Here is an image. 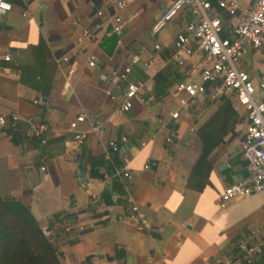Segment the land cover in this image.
Returning <instances> with one entry per match:
<instances>
[{
  "label": "crops",
  "instance_id": "0c3cea01",
  "mask_svg": "<svg viewBox=\"0 0 264 264\" xmlns=\"http://www.w3.org/2000/svg\"><path fill=\"white\" fill-rule=\"evenodd\" d=\"M7 1L13 9L0 17V116L20 119L0 128V198L30 209L60 264H248L241 244L260 250L250 264H264V191L219 201L224 188L248 176L244 108L231 96L212 99L209 85L184 106V93L175 95L181 83H201L211 66L201 52L183 66L172 58L176 35L193 20L190 10L153 35L173 0L131 2L119 14L118 35L110 0ZM209 1L222 36H231L239 18L227 15L221 0ZM83 30L91 36L77 43ZM128 66L127 79L111 76ZM238 67L258 83L264 50L249 49ZM128 82L140 90L121 111ZM31 117L48 127L44 144L30 135ZM89 117L101 119V133L92 132ZM77 132L87 133L81 145ZM215 140L212 170L198 191L200 179L191 175L203 141ZM134 206L145 222L129 218Z\"/></svg>",
  "mask_w": 264,
  "mask_h": 264
},
{
  "label": "built area",
  "instance_id": "2783aa9c",
  "mask_svg": "<svg viewBox=\"0 0 264 264\" xmlns=\"http://www.w3.org/2000/svg\"><path fill=\"white\" fill-rule=\"evenodd\" d=\"M138 0H110L115 7L113 30L120 34L123 29V20L120 12L124 11L127 5ZM219 6L227 15L238 17V22L234 26L232 35L223 37V25L217 15H211L213 7L209 0H173V3L154 22L151 32L155 35L168 22L174 19L184 10H190L193 20H190L185 29L178 33L174 40L175 53L173 60L180 66L184 65V58L192 56L195 52H201L205 59L211 61V66L202 69L200 73L201 83L185 82L181 83L176 90V94L184 93L185 97L180 99V105L184 106L188 100L205 94L208 85L213 88L212 99L222 96H231L244 108L246 131L241 140V151L247 162L248 176L238 182L223 189L219 201L224 204L235 198L247 197L252 194L264 191V74H261L256 83L248 73L238 67L239 59L248 52L249 49L264 50V0H254L249 8H244L238 0H221ZM13 5L7 0H0V17L12 11ZM91 36L89 30H83L77 37V43ZM63 62L68 61L67 57L62 58ZM137 63L136 59L131 61V65ZM89 67L95 66L93 57L88 61ZM131 68L126 67L121 73L113 71V78L127 79ZM72 72L70 69L69 73ZM140 86L134 82H128L123 100L120 106L121 111H128L132 107V102L139 94ZM258 96V100L256 99ZM177 113L171 115L176 118ZM20 117L16 114L10 116H0V128H15ZM86 119L84 115L76 118L70 124L71 129L76 131V124ZM92 125V132L101 133L103 122L99 118L89 117ZM30 135L45 143V136L48 127L31 117L26 119ZM87 133L77 132L74 140L77 145H81L86 139ZM171 142V139H168ZM117 144H111V151L117 152ZM146 168H150L147 164ZM129 173L123 176L127 177ZM131 220L141 223L145 222L146 215L138 206H134ZM241 251L247 255V263H251L250 257L259 252L257 246L240 245Z\"/></svg>",
  "mask_w": 264,
  "mask_h": 264
},
{
  "label": "trees",
  "instance_id": "16d2710c",
  "mask_svg": "<svg viewBox=\"0 0 264 264\" xmlns=\"http://www.w3.org/2000/svg\"><path fill=\"white\" fill-rule=\"evenodd\" d=\"M218 143V140L203 141L201 155L191 175L200 179L198 191L207 183L212 170L208 156ZM106 196L104 194L103 198ZM59 256L58 249L46 237L30 209L14 198H0V264H60Z\"/></svg>",
  "mask_w": 264,
  "mask_h": 264
},
{
  "label": "water",
  "instance_id": "95a60500",
  "mask_svg": "<svg viewBox=\"0 0 264 264\" xmlns=\"http://www.w3.org/2000/svg\"><path fill=\"white\" fill-rule=\"evenodd\" d=\"M236 160V157H232L229 159L228 163H230L231 165H233V161ZM78 177L81 179L82 182H86V179H85V176H84V173H79L78 174Z\"/></svg>",
  "mask_w": 264,
  "mask_h": 264
},
{
  "label": "rangeland",
  "instance_id": "374dc122",
  "mask_svg": "<svg viewBox=\"0 0 264 264\" xmlns=\"http://www.w3.org/2000/svg\"><path fill=\"white\" fill-rule=\"evenodd\" d=\"M256 99L258 100V96H256Z\"/></svg>",
  "mask_w": 264,
  "mask_h": 264
}]
</instances>
